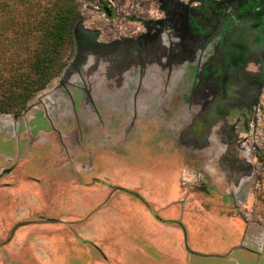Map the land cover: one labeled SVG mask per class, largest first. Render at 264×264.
<instances>
[{
    "label": "rangeland",
    "instance_id": "rangeland-1",
    "mask_svg": "<svg viewBox=\"0 0 264 264\" xmlns=\"http://www.w3.org/2000/svg\"><path fill=\"white\" fill-rule=\"evenodd\" d=\"M76 2L82 19L66 81L76 88L88 81L89 99L102 97L103 106L72 110L58 78L29 100L23 116L0 114V122L9 117L16 125L30 119L33 127L29 135L22 126L28 138L18 141L12 138L15 127L0 123V264H264V80L258 82L257 103L234 109L230 117V126L236 127L234 148L253 168L238 192L220 187L219 179L201 172L197 162L171 155L176 142L163 148L143 123L124 129L126 135L115 144V134L123 131L119 123L131 116L127 105L138 84L135 50L141 59L150 58L147 30L157 37L153 46L169 45L176 52L180 23L186 27L196 12H210V17L226 12V20L213 27L217 39L222 28L250 16L259 0ZM185 43V51H196L195 61L201 60L202 52ZM155 53L168 59L165 52ZM68 55L69 46L63 59ZM167 69L176 68L169 63ZM149 74L155 85L165 79ZM115 83L124 96L119 101ZM43 101L47 116L60 114L58 119L71 121L67 127L51 126L37 113ZM159 112V107L144 110L145 120L161 125ZM179 122L175 133L184 126ZM82 126L85 139L80 140ZM185 244L194 256L185 252Z\"/></svg>",
    "mask_w": 264,
    "mask_h": 264
},
{
    "label": "flooded vegetation",
    "instance_id": "flooded-vegetation-1",
    "mask_svg": "<svg viewBox=\"0 0 264 264\" xmlns=\"http://www.w3.org/2000/svg\"><path fill=\"white\" fill-rule=\"evenodd\" d=\"M256 10H259L260 14L253 15ZM250 12V16L240 18L232 26L230 23L229 27L222 28L223 33L217 39V36L213 35V27L217 21L224 22L226 20V12L219 10L216 14L217 19L214 15L210 17V12H194L192 21L186 27L185 23H180L179 31L176 33L180 39V47L172 53L169 45L160 43V46H153L152 42L158 41L156 40L157 37L153 38L151 36L152 30H147L148 33L147 35L145 33L144 41L145 44L147 43L145 47L150 52V58L141 59L139 50H135L138 54L136 53L137 59L132 63V67L136 73L135 78L138 80V84L132 88V101H129L130 103L127 105L130 108L131 116L125 121L120 119L121 122L118 127L122 128L123 131L115 134V144H118L123 135H126L124 129L131 131L137 124L143 123L145 127L150 128L148 130L149 137L155 136L163 148L168 149L169 142L171 144L176 142L175 145H171V155H180L187 161L197 162L201 172L211 173L219 179L220 187H228V191L235 188V191L238 192L240 188L237 186H241L245 181L252 178L253 168L250 161L245 160L246 155L234 148V143L237 142V137L234 134L236 127L230 126V117L234 109L242 108L250 103H257L255 93L258 92L260 84L258 82L264 80V0H259L258 7L255 10L250 9ZM78 36L77 28H75L74 42L69 46V55L64 60L65 65L60 74L54 77L46 87L54 79L59 78V84L68 93L72 110L88 104H92L94 109L98 110L100 106H103L102 97L89 99L91 91L88 81L82 82L83 84L79 88L73 86L72 81H66L65 74L68 68L72 66L76 50H78ZM245 40H251V42L244 43ZM186 41L190 42L189 45L195 46L198 52H202L201 60L195 61L192 54L196 51L190 53L189 49L185 51ZM213 41L216 42V45L212 44ZM211 50L216 51L215 54H211ZM156 51L162 54L163 52L167 53L168 59L163 60V56L155 53ZM124 56L125 54L122 55V57ZM183 61L188 63L183 65ZM118 62L122 61L119 60ZM169 63L175 66L174 71H168ZM250 65L254 66V68L251 67L252 70L247 69ZM180 66L182 67L181 72H176ZM149 72H152L156 78L158 75L165 78L162 84L160 82V84L155 85L156 82L149 79L151 78ZM77 76L79 77V73ZM168 76L173 77L169 83L171 86L168 84ZM58 87L60 86L58 85ZM118 93L119 89L115 83V100L119 101L124 96L122 92ZM47 100L50 99L47 97ZM28 103L23 110L0 114L14 115L15 118H18L25 114ZM41 104L42 106L37 107V113L44 114L51 126L57 125L59 122L67 127L68 123L71 122L68 119H58L60 114L57 113H50L47 116L46 111L49 107L46 105V101ZM150 107H159L163 111L155 114L161 118V125L152 124L151 120H145L144 110ZM55 108L57 109V107ZM18 121L16 125H13L12 119L7 117L0 123L4 126L12 125L15 127L12 138L19 141L28 138L25 134L26 129L28 134L32 135L33 127L29 125L30 119L23 122ZM85 122L88 123V120ZM177 122L184 124L180 133H175ZM87 123H84L86 128ZM168 123L175 124V127H169ZM22 126H25L26 129H23ZM89 127L90 125H88ZM53 129L52 127L51 131ZM83 129L82 126L79 135L80 140L85 139ZM138 132L137 130L133 133L136 136ZM44 134L47 133L44 132ZM93 134L96 135L97 133L93 132ZM157 152L154 153V156H161L163 153L160 151L157 155ZM83 157L85 156L79 155V158ZM7 160L11 159L7 158ZM58 168L61 171L67 169ZM6 173L5 170L3 175ZM156 219L157 221H166L157 216ZM181 230L186 241L187 235L182 228ZM183 249L188 255L194 256V252L187 244L184 245Z\"/></svg>",
    "mask_w": 264,
    "mask_h": 264
},
{
    "label": "trees",
    "instance_id": "trees-1",
    "mask_svg": "<svg viewBox=\"0 0 264 264\" xmlns=\"http://www.w3.org/2000/svg\"><path fill=\"white\" fill-rule=\"evenodd\" d=\"M81 19L76 0H0V113L25 109L60 74Z\"/></svg>",
    "mask_w": 264,
    "mask_h": 264
},
{
    "label": "bare ground",
    "instance_id": "bare-ground-1",
    "mask_svg": "<svg viewBox=\"0 0 264 264\" xmlns=\"http://www.w3.org/2000/svg\"><path fill=\"white\" fill-rule=\"evenodd\" d=\"M21 232H22V230H21Z\"/></svg>",
    "mask_w": 264,
    "mask_h": 264
}]
</instances>
